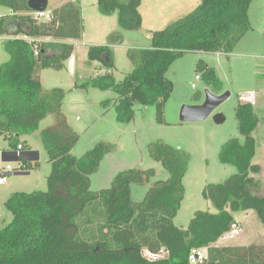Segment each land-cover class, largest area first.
<instances>
[{"label": "trees", "instance_id": "1", "mask_svg": "<svg viewBox=\"0 0 264 264\" xmlns=\"http://www.w3.org/2000/svg\"><path fill=\"white\" fill-rule=\"evenodd\" d=\"M253 1L201 0L192 13L162 31L152 32L150 48L128 52L134 69L123 81L112 74V48L91 47L88 59L107 71L91 85L117 94L114 108L120 121L132 122L134 106L141 104L156 106L163 122L165 106L174 91L173 82L166 77L171 66L189 52L232 53L251 30L249 10ZM27 2L0 0V6L9 11L0 17V36L7 26L15 28L14 38L4 46L10 61L0 67V135L13 151L5 153L6 160L22 161V157L15 158L20 137L33 134L49 114L54 115L55 124L41 133L52 170L47 191L17 192L5 201L12 221L0 230V264H190L193 249L206 251L203 264H264V245L215 247L237 225L235 213L254 211L264 226V195L251 177L261 171L253 164L257 152L253 133L260 125L255 106H237L236 119L244 142L231 139L219 152L220 163L235 167L238 173L203 191L217 212L197 211L188 229L177 227L174 219L185 198L183 180L190 156L161 140L149 145V154L170 177L151 185L142 202L132 201L131 185L150 183L154 170L122 171L109 188L92 192L90 177L113 146L101 143L82 159L73 156L79 136L62 112L65 92L59 88L46 91L35 77L37 67L61 69L60 59L68 58L72 50L71 45L58 43L54 46L58 54L48 57V45H41L40 39H82L85 27L81 6L66 2L51 12L50 19L37 21L30 16ZM142 2L97 0V6L104 16L117 14L122 29L138 31L143 26ZM199 68L206 82L219 90L221 82L215 70L204 63ZM103 104L108 107L110 101ZM33 155L39 159L37 153ZM25 166L22 170L28 173L32 166ZM143 249H165L168 256L149 262L141 254Z\"/></svg>", "mask_w": 264, "mask_h": 264}, {"label": "rangeland", "instance_id": "2", "mask_svg": "<svg viewBox=\"0 0 264 264\" xmlns=\"http://www.w3.org/2000/svg\"><path fill=\"white\" fill-rule=\"evenodd\" d=\"M48 11L62 6L66 2H77L81 6L84 19V34L81 40L71 46L70 56L60 59L62 68H36L35 77L40 79L46 91L59 88L65 92L62 112L70 128L79 136L72 150L78 159L101 143L113 146L101 162L99 170L90 177L92 192H98L111 186L114 177L127 170H154L155 176L148 184H132L131 199L134 203L144 200L150 186L158 181L169 179L170 174L160 162L149 154V145L163 141L179 148L190 156L187 174L184 177L185 198L181 209L174 219L180 229H188L197 211L215 214L217 210L206 200L203 191L210 184H223L236 175L238 170L230 165L221 164V147L231 139L244 142L239 132L236 108L239 104L251 103L260 118L259 128L253 133L257 141L254 165L261 167L259 174L251 177L259 185L258 192L264 195V0H254L250 6L249 19L251 30L236 44L230 54L189 52L179 58L166 74L174 84V91L163 112V122L159 121L156 106H134L135 118L130 123L118 119L114 103L117 94L100 91L91 85V81L100 76L101 64L88 59V50L93 46L108 45V33L122 38V45L112 49L115 68L112 72L117 81H123L134 65L128 57L133 50L151 47V34L162 31L177 20L192 13L201 0H143L141 13L143 26L138 31L124 30L119 26L117 14L104 16L100 13L97 0H49ZM9 14L8 9L0 6V17ZM15 28L7 26L0 36V67L10 61V55L4 46L7 40L14 38ZM41 45L47 44L40 39ZM48 45V44H47ZM51 52L55 56L57 49ZM213 68L221 82L220 89L202 77L200 64ZM201 80L196 81V76ZM196 84V88L192 87ZM87 85V87H85ZM220 96L230 92L231 96L203 121L183 122L180 112L183 106H199L206 101V92ZM105 101H110L108 107ZM225 119L218 124L216 115ZM55 124V117L49 114L31 136H21L26 145L25 153L36 152L38 160L30 161L22 156V161H11L16 171L8 176V186L14 193L47 191V177L51 173L49 157L41 141V133ZM13 152L9 141L0 135V167H6L3 153ZM26 166H25V165ZM37 164V167H35ZM31 167V176H26L22 167ZM2 172V171H1ZM16 173H22L18 175ZM7 186V187H8ZM5 186H0V190ZM1 219L0 230L9 225ZM237 225L220 242V245H264V226L254 211L233 214Z\"/></svg>", "mask_w": 264, "mask_h": 264}, {"label": "water", "instance_id": "3", "mask_svg": "<svg viewBox=\"0 0 264 264\" xmlns=\"http://www.w3.org/2000/svg\"><path fill=\"white\" fill-rule=\"evenodd\" d=\"M49 4V0H28L27 2L28 8L32 12H46L48 11ZM230 96V92L217 96L207 91L205 103L199 106H183L180 112V119L183 122L203 121ZM224 120L225 119L220 114L215 117V121L218 124L223 123Z\"/></svg>", "mask_w": 264, "mask_h": 264}, {"label": "built area", "instance_id": "4", "mask_svg": "<svg viewBox=\"0 0 264 264\" xmlns=\"http://www.w3.org/2000/svg\"><path fill=\"white\" fill-rule=\"evenodd\" d=\"M30 16L37 20V21H45L50 19L51 12L46 11V12H31ZM25 40L32 42L33 40L24 36L23 37ZM40 41V40H39ZM35 55H39V50L37 47H35ZM196 81H200L201 77L196 76L195 78ZM192 87L195 89L197 86L196 84H193ZM22 151H23V144L21 143L18 146V150L15 152V158L19 159V157H22ZM16 169L13 168L11 165V162L7 163L5 169L2 170L0 174V184H5L8 181V176L12 175ZM141 254L144 259H146L149 262H158L162 261L168 256V252L165 249H162L158 252L151 251L150 249H143L141 251ZM207 259L206 251L204 249H193L190 255V264H203L204 261Z\"/></svg>", "mask_w": 264, "mask_h": 264}, {"label": "crops", "instance_id": "5", "mask_svg": "<svg viewBox=\"0 0 264 264\" xmlns=\"http://www.w3.org/2000/svg\"><path fill=\"white\" fill-rule=\"evenodd\" d=\"M142 6H143V2H142ZM142 6L140 7V12H141V8H142ZM56 9V8H55ZM141 15H142V13H141ZM142 17H143V15H142ZM115 34H119V33H116V32H109L108 33V46H110L112 49H117L118 47H120L121 45H122V41H123V39L121 38L120 39V37H118V38H115V37H113V35ZM43 40V42L45 41V42H47V44H48V52H47V56L48 57H52V56H54L53 55V53L51 52V50L52 49H56V47H54L55 46V44H58V43H67V44H69V45H72L75 41H79V40H55V39H50V38H48V39H42ZM102 66V65H101ZM107 71L103 68V67H101L100 68V75H104L105 73H106ZM27 136H31V135H27ZM4 137V136H3ZM21 138L22 137H20V141H21V143H23L22 142V140H21ZM5 139V138H4ZM24 151V150H23ZM6 153H9V152H6ZM36 153V152H35ZM6 155H5V152L3 153V162H7V163H9V162H11V161H9V160H6V157H5ZM22 156H25L26 158H28V160H30V161H35V159L36 158H34L33 156V152H31V153H25V152H22ZM37 156H38V154H37ZM3 169H5V167H0V172L3 170ZM1 174V173H0ZM22 175H26V176H31V172H28V173H26V174H22ZM8 182V181H7ZM7 182L5 183V184H0V186H5V188L4 189H2V190H0V223H1V219H3L4 221H8L9 219H10V215H9V213H7V211L5 210V205H4V203H5V201L12 195V194H14V192L13 191H15L14 190V188H13V186L11 185V186H8L7 185ZM8 186V187H7ZM226 236V235H225ZM225 236L223 237V238H221L216 244H215V247H225V246H229V245H220V242L225 238ZM232 246H245V245H232Z\"/></svg>", "mask_w": 264, "mask_h": 264}]
</instances>
